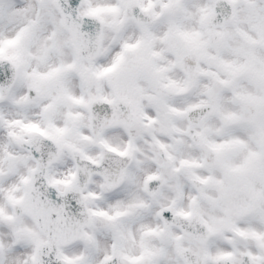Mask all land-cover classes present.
<instances>
[{"label":"snow or ice","instance_id":"6c2138e0","mask_svg":"<svg viewBox=\"0 0 264 264\" xmlns=\"http://www.w3.org/2000/svg\"><path fill=\"white\" fill-rule=\"evenodd\" d=\"M0 264H264V0H0Z\"/></svg>","mask_w":264,"mask_h":264}]
</instances>
